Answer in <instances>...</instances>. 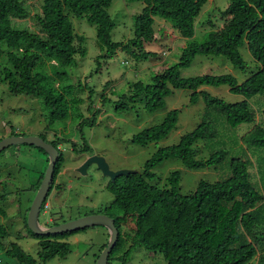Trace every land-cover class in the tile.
I'll use <instances>...</instances> for the list:
<instances>
[{"label": "trees", "instance_id": "trees-1", "mask_svg": "<svg viewBox=\"0 0 264 264\" xmlns=\"http://www.w3.org/2000/svg\"><path fill=\"white\" fill-rule=\"evenodd\" d=\"M24 1L0 0V59L5 54L8 64L3 71L4 81L12 94L40 95L49 110L50 122L67 118L66 100L45 87V76L35 73L34 69L44 59L55 60L61 68L72 66L77 55H85L84 37L75 33L70 20L73 17L85 18L96 27V44L105 49L106 57H112L118 50L136 60L148 57L150 53L144 51V46L154 40L156 17L169 22L182 38L189 41L178 63L154 74L148 83L137 81L130 85V102H142L147 111L153 112L163 107L172 90H188L192 92L191 100L197 94L202 95L206 107L221 113L231 128L255 122V114L247 100L264 92V0H229L220 15L223 26L209 32L200 43L193 40L195 20L208 0H125L140 1L144 5L132 20L133 36L126 42L112 41L114 23L107 12L112 0H43L40 13L32 15V19L46 38L26 27L12 26V19L29 16ZM241 47L247 50L256 70L240 84L231 75L191 78L180 75V70L189 67L198 55L223 56L234 67L243 70L245 62L239 53ZM55 75L60 76V73ZM221 85L243 100L226 103L201 90ZM65 89H72V86ZM75 100L77 104L81 101L80 98ZM120 106L126 107L125 104ZM262 113L264 115V109ZM177 116V110L169 111L159 125L142 130L133 136L132 142L146 145L166 137L175 127ZM206 126L208 123L202 121L192 132L180 137L176 145L158 149L146 161L142 173L109 182L106 188L113 199L103 210L96 212L111 218L118 232L108 262L117 259L127 264L130 250L142 247L149 253L161 255L165 264H250L253 261L264 264V194L249 173V161L231 158L230 175L226 179L213 183L200 181L187 195L178 192L180 173L177 171L169 174L163 188L146 181L153 176L151 170L164 159L178 158L187 169H204L222 162L226 158L222 151L209 153L204 159L194 158L199 150L192 147L204 134L211 135L205 132ZM57 142H51L56 149ZM242 142L250 147L264 148V129L254 125L242 137ZM36 149L46 156L41 149ZM61 162L59 153L48 195L52 189H59L55 181ZM42 178L43 173L37 188ZM44 205L45 202L42 209ZM5 216L0 208V250L6 249L5 241L9 237L8 228L1 222ZM24 224L27 228L26 219ZM128 224L133 228L124 231L123 227ZM27 231L37 240L38 251L34 258L16 243H9L5 255L16 264H46L54 258L64 259L71 252L66 239L83 230L46 236H36L28 228Z\"/></svg>", "mask_w": 264, "mask_h": 264}, {"label": "rangeland", "instance_id": "rangeland-1", "mask_svg": "<svg viewBox=\"0 0 264 264\" xmlns=\"http://www.w3.org/2000/svg\"><path fill=\"white\" fill-rule=\"evenodd\" d=\"M42 3L43 0H25L29 16L12 19V26L26 27L30 32L46 38L32 19V15L40 13ZM228 3L229 0L207 1L195 20L194 41L203 42L209 32L223 26L220 15ZM143 7L140 1H111L107 12L114 23L111 33L113 42H126L132 38V20ZM70 20L75 33L84 37L85 55H77L72 66L61 68L55 60L44 59L34 69L35 73L45 76V87L54 95L60 94L61 98H65L68 116L64 120L49 121V110L40 95L12 94L3 76L4 68L8 67L5 54L0 59V140L10 136H42L48 142L59 140L56 146L62 162L55 181L59 189L51 190L45 201L46 207L40 210L38 222L41 226L52 227L54 223L61 224L93 212L95 214L112 201L113 195L106 188L110 180L95 165L87 168L85 174L77 172L89 156L103 159L112 172L142 173L144 164L158 149L176 145L180 137L192 132L202 121L208 123L205 132L211 135L204 134L192 147L199 150L194 158L204 159L216 151L225 152L226 158L204 169H187L178 158L164 159L151 170L153 176L146 179L147 183L166 187L169 174L177 171L180 173L178 192L187 195L196 189L200 181L213 183L226 179L230 175L229 161L240 158L250 162L249 173L264 194V148L250 147L242 142V137L254 125L264 129V92L247 100L255 114V122L243 123L235 128L229 127L216 109L207 108L202 95L197 94L191 100L192 92L188 90H172L161 109L149 112L142 102L128 100L130 85L137 81L148 83L154 74L178 63L189 41L182 38L169 22L156 17L154 40L144 46V51L150 53L148 57L136 60L119 50L112 57H106L105 49L96 44V27L87 23L85 18L73 17ZM239 53L245 62L243 70L234 67L223 56L198 55L189 67L180 70V75L183 78L231 75L240 84L256 70V64L245 47L239 48ZM55 73H60V76H54ZM66 86H72V89L66 90ZM201 90L226 103L243 100L241 96L230 93L225 85L203 87ZM76 98L81 100L78 104ZM122 104L126 107L120 106ZM171 110L178 111L177 122L166 137L146 145L132 142L133 136L159 125ZM46 159L36 148L27 145L10 146L0 152V208L6 215L1 222L9 232L6 249L13 242L34 258L38 242L29 235L24 221L38 189L40 176L47 167ZM251 181L254 183V180ZM123 228L128 231L133 225ZM66 242L70 244L71 252L64 259L54 258L46 264H95L96 255L101 253L104 244L107 245L108 232L102 227H92L69 237ZM6 249L0 250V264H16L14 259L5 255ZM108 264L122 263L113 259ZM127 264H165V261L159 254L136 247L130 250ZM250 264H255V261Z\"/></svg>", "mask_w": 264, "mask_h": 264}, {"label": "water", "instance_id": "water-1", "mask_svg": "<svg viewBox=\"0 0 264 264\" xmlns=\"http://www.w3.org/2000/svg\"><path fill=\"white\" fill-rule=\"evenodd\" d=\"M15 145H27L41 149L46 154L48 160V164L43 174V178L39 184V187L28 210L26 219L28 230L36 236H46L77 232L92 227L105 228L108 232V242L99 254L95 264H108L109 254L118 240V232L114 226L113 220L104 214H91L69 222H63L52 227L41 226L38 222L39 213L50 191V186L54 176V168L59 156V152L52 144L45 142L42 138L38 136H10L8 138L1 139L0 152L10 146ZM91 165H95L96 168L101 172V174L104 177L109 178L111 182H114L118 177H127L130 174L137 173L136 171L112 172L108 168L104 160L97 156H89L88 158H86V160L77 168V172L80 174H85L86 169L89 168Z\"/></svg>", "mask_w": 264, "mask_h": 264}, {"label": "flooded vegetation", "instance_id": "flooded-vegetation-1", "mask_svg": "<svg viewBox=\"0 0 264 264\" xmlns=\"http://www.w3.org/2000/svg\"><path fill=\"white\" fill-rule=\"evenodd\" d=\"M44 140V139H43ZM45 142H48L46 139L44 140ZM51 144V142H48ZM57 150H58V147H57ZM59 151V150H58ZM95 214H101V213H95Z\"/></svg>", "mask_w": 264, "mask_h": 264}, {"label": "built area", "instance_id": "built-area-1", "mask_svg": "<svg viewBox=\"0 0 264 264\" xmlns=\"http://www.w3.org/2000/svg\"><path fill=\"white\" fill-rule=\"evenodd\" d=\"M165 53V52H164ZM44 207H46V204L44 205Z\"/></svg>", "mask_w": 264, "mask_h": 264}]
</instances>
